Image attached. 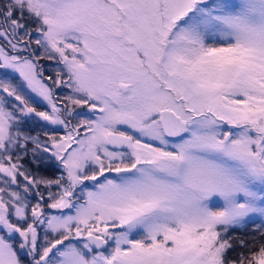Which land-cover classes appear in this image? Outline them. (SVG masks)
<instances>
[{"label":"snow or ice","instance_id":"6c2138e0","mask_svg":"<svg viewBox=\"0 0 264 264\" xmlns=\"http://www.w3.org/2000/svg\"><path fill=\"white\" fill-rule=\"evenodd\" d=\"M0 264H264V0H0Z\"/></svg>","mask_w":264,"mask_h":264},{"label":"trees","instance_id":"16d2710c","mask_svg":"<svg viewBox=\"0 0 264 264\" xmlns=\"http://www.w3.org/2000/svg\"><path fill=\"white\" fill-rule=\"evenodd\" d=\"M41 63V61H40ZM31 169L38 172L39 174H45L47 176H51L54 175L55 172H57L59 170V168L56 166V164H52V162H48V166H40L39 169H37V167L35 165L31 164ZM255 233V238L257 241H259L260 239V235L258 232V228L257 226L254 227H246V228H241L240 231L237 232H232L231 235L233 236V238L236 239H246V240H250L252 239V234ZM239 251H245L243 249H239L238 252H231L230 255L235 258V256L238 255Z\"/></svg>","mask_w":264,"mask_h":264},{"label":"rangeland","instance_id":"374dc122","mask_svg":"<svg viewBox=\"0 0 264 264\" xmlns=\"http://www.w3.org/2000/svg\"><path fill=\"white\" fill-rule=\"evenodd\" d=\"M41 61H42L41 65L44 68V75H45V77H47L48 75H54V69L57 66L58 62L55 61V60H48L47 58H45V59H43ZM57 91L58 92H61L62 91L63 93H67L69 90L66 89V88H63V86H62V88L61 89H58ZM77 110H80V109H77ZM30 134L33 135V136H36V135H41L42 136V133H41V131H40L39 128H36L35 131H31ZM57 134L58 135H63L64 134V131L63 130H60ZM21 163H24L25 164V167L30 168V170L32 171V173L34 175H37V176H39L41 178L54 179L55 177H57V176H59L61 174L60 170H58L57 172H55L54 175H51V176H47L45 174H39L38 172H36V171H34V170L31 169V164H29L27 162V158H25L24 160H22ZM52 164H55V163L52 162ZM41 166H44V165H41ZM56 211L57 210H52L53 214H55ZM256 226H257V228L259 227L258 224L255 225L254 227H256Z\"/></svg>","mask_w":264,"mask_h":264},{"label":"flooded vegetation","instance_id":"af4514ba","mask_svg":"<svg viewBox=\"0 0 264 264\" xmlns=\"http://www.w3.org/2000/svg\"><path fill=\"white\" fill-rule=\"evenodd\" d=\"M41 63H42V61H41Z\"/></svg>","mask_w":264,"mask_h":264}]
</instances>
